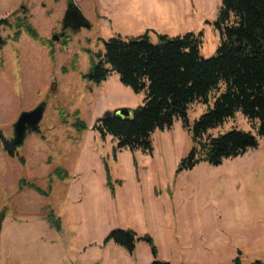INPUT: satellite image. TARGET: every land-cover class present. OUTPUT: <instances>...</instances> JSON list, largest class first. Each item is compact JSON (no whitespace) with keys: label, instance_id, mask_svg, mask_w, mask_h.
<instances>
[{"label":"rangeland","instance_id":"obj_1","mask_svg":"<svg viewBox=\"0 0 264 264\" xmlns=\"http://www.w3.org/2000/svg\"><path fill=\"white\" fill-rule=\"evenodd\" d=\"M89 30L60 36L67 0H0V20L27 18L41 42L25 33L13 41L0 26V130L12 138L21 112L42 101L39 132L10 156L0 139V264H242L264 262V138L241 112L206 135L250 133L257 146L214 167L180 171L194 146V122L212 107L188 106V127L175 120L151 135L149 150L114 149L116 140L92 131L116 109L142 105L116 73L100 83L83 78L103 41L202 33L200 54L215 55L220 0H74ZM54 36L60 40H52ZM63 37V38H62ZM68 117L61 124L58 112ZM78 118L84 132L72 127ZM20 157L23 162L20 161ZM113 230L132 231L129 253L105 242ZM155 250V255L152 254Z\"/></svg>","mask_w":264,"mask_h":264},{"label":"trees","instance_id":"obj_2","mask_svg":"<svg viewBox=\"0 0 264 264\" xmlns=\"http://www.w3.org/2000/svg\"><path fill=\"white\" fill-rule=\"evenodd\" d=\"M214 25L221 42L215 55L207 59L199 51L202 33L160 35L156 43L147 35L103 41L102 51L92 54L91 65L83 78L100 84L114 72L121 84L145 96L142 105L131 109L129 118L113 114L98 118L92 131L116 140L114 149L149 150L154 131L170 129L177 119L188 127V106L196 101L208 104L211 96L212 107L194 122V146L181 160L179 170H192L201 163L217 167L224 160L255 148L257 139L244 131L233 129L217 136H202L241 112L247 119L258 122L257 135L264 138V0H220ZM0 26L12 32L13 41L21 33L33 41L42 40L25 17L13 21L1 19ZM58 115L61 124L66 125V113L60 111ZM72 127L80 133L87 130L78 118ZM0 139L3 149L12 157L22 146L14 147L1 130ZM20 161L23 162L21 157ZM111 240L131 253L136 237L132 231L113 230L105 242ZM152 254L155 255L154 249ZM233 264H242L238 256Z\"/></svg>","mask_w":264,"mask_h":264},{"label":"water","instance_id":"obj_3","mask_svg":"<svg viewBox=\"0 0 264 264\" xmlns=\"http://www.w3.org/2000/svg\"><path fill=\"white\" fill-rule=\"evenodd\" d=\"M91 24L81 13L74 0H67V6L64 16L61 21V34L63 36L65 31L71 30L73 32L81 29L89 30ZM58 36H54L52 40H58ZM3 44V39L0 36V45ZM46 109V102L42 101L34 109L30 111L21 112L16 122L12 125V138L10 140L14 147L22 145L30 133L38 131L39 124L42 121ZM113 114L121 118H129L131 116V109L120 108L113 112H106L101 118ZM4 214L0 216V227Z\"/></svg>","mask_w":264,"mask_h":264},{"label":"crops","instance_id":"obj_4","mask_svg":"<svg viewBox=\"0 0 264 264\" xmlns=\"http://www.w3.org/2000/svg\"><path fill=\"white\" fill-rule=\"evenodd\" d=\"M239 244L238 243H233L231 246L228 247L227 250V257L229 258L228 260L233 261L236 257V255L238 254L239 251Z\"/></svg>","mask_w":264,"mask_h":264},{"label":"flooded vegetation","instance_id":"obj_5","mask_svg":"<svg viewBox=\"0 0 264 264\" xmlns=\"http://www.w3.org/2000/svg\"><path fill=\"white\" fill-rule=\"evenodd\" d=\"M67 31H68V30H67ZM70 31H71V30H70ZM77 31H79V30H77ZM77 31H75V32H77ZM60 32H61V29H60ZM72 32H73V31H72ZM63 37H64V36H63ZM63 37H62V38H63ZM60 39H61V38H59V40H60Z\"/></svg>","mask_w":264,"mask_h":264}]
</instances>
